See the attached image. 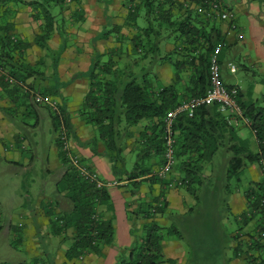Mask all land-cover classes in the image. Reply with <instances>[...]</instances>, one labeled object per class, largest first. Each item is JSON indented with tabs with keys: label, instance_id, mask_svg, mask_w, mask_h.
Listing matches in <instances>:
<instances>
[{
	"label": "trees",
	"instance_id": "16d2710c",
	"mask_svg": "<svg viewBox=\"0 0 264 264\" xmlns=\"http://www.w3.org/2000/svg\"><path fill=\"white\" fill-rule=\"evenodd\" d=\"M200 2L208 6V0H198V3ZM24 3L29 5L33 19L40 22V31L36 34L34 42L44 51V55L40 56L33 65L22 61L20 67L16 66L6 57H12L13 51L19 47L20 42L13 39L10 34L2 35L0 65L15 78L16 82L11 84L1 76L0 81L6 86L12 85V90L18 92L19 97H23V103H28L27 114L34 112L38 117L35 105L43 104L49 109L53 120L54 144L58 157L65 166L62 177L57 181V187L59 191L66 190V196L72 206L69 211L51 222L54 227L52 232L60 234L68 227L73 229L72 242L67 249L69 259L79 257L83 253L99 255L104 246L111 245L115 240L112 220L103 216L104 210L112 209L110 192L107 187H99L95 182L84 177L67 151L62 149L60 131L64 128L70 137L71 125L69 114L60 102L58 108L53 109L48 104L36 102L32 96L34 91L44 98L55 99L58 89L50 84L43 86L40 81L45 79L42 69L50 63V56L56 60L60 50L66 48L69 43L66 41L61 49L55 52L50 47L49 41L56 31L57 24L60 33L65 35L68 31L64 26L68 19L62 15V12L72 4H76L77 8L72 12L71 19L84 18L81 0H30ZM153 5L154 0H129L127 15L138 27L139 8L147 6L149 13L154 9ZM56 6L60 12L55 14L53 8ZM158 10L160 17L156 18L157 25L150 22L140 29L138 27V30L132 33L130 60L124 65H120L111 56L108 60L103 59L106 56L105 52L98 53L91 60L89 68L83 73L88 77L89 83L80 115L95 132L91 143L96 145L98 141L102 142L104 154L115 163V168L119 163L124 164V150L129 144H136L135 163L127 177L128 180L137 182L136 179L139 177L142 178L141 180L156 179L169 187V179H161L152 174L153 170L164 161V117L170 109L183 100L192 96H201L206 92L209 85V59L217 42L212 40L211 35L204 36L208 34L205 29H199L191 21H173L167 10L162 7ZM58 15L61 19H58ZM162 26L166 29L176 26L177 29L174 31L179 33L177 38L183 40L185 37L184 45L180 50L182 59L176 57L180 46L177 43L175 48L162 58L173 70L172 81L165 85L157 84L148 71L139 73L141 69L150 68L154 53L160 50L159 41L156 42L154 38L156 34L162 32ZM107 35L108 30L105 28L100 37ZM202 36L206 38L204 43L199 39ZM121 53L122 51L119 55ZM143 60H145L144 64ZM238 101L244 115L252 121L251 125H242L249 127L256 141V149H251L248 138H241L237 134L240 126L229 123L227 114L220 110L217 102L202 105L193 116L182 114L176 119V164L171 179H182L185 183L181 187L186 186L194 199L198 200L204 182V168L219 146L226 145L230 152L228 178L241 182L246 166L250 163L258 164L262 174L261 179L251 182L250 187L245 191L247 206L241 213L233 216L236 229L232 238L236 243V255L242 259V264H264V108L254 102L244 103L240 99ZM145 119H149L152 123L146 124L140 131L139 137L130 142L132 129L142 125ZM69 151L73 154L71 145ZM153 159L159 164L155 166ZM88 168L94 171L91 167ZM175 172L180 176H175ZM158 199L142 208L143 215L152 219L142 230L136 231L138 239L130 247L129 253L121 255L116 264H159L165 260L163 253L165 234L172 235L179 232L174 226L164 227L153 219L156 212L165 211L168 203L165 199L162 201ZM94 214H97V219L92 218ZM0 264H12V262ZM32 264H40V262Z\"/></svg>",
	"mask_w": 264,
	"mask_h": 264
},
{
	"label": "crops",
	"instance_id": "0c3cea01",
	"mask_svg": "<svg viewBox=\"0 0 264 264\" xmlns=\"http://www.w3.org/2000/svg\"><path fill=\"white\" fill-rule=\"evenodd\" d=\"M23 1L28 2L30 0ZM223 1L224 5L221 10H229L233 17L222 18L217 16L210 12L207 5L202 4V2L198 3V0H154L152 12H147V9L149 10L147 6L139 8L138 27L140 29L150 22L157 25L156 18L160 17L158 9L162 7V9L169 12L171 20H177L178 22L189 20L199 29H205L208 34H204V36L210 37L211 35L212 40L217 42L216 46H220L219 56L221 60L219 61L222 80L227 85L238 88L241 102H254L264 108V0ZM24 2L22 0H0V37L4 34H10L13 39L19 40L20 45L13 51L12 57H6L12 61V64L19 67L22 61L33 65L40 56L44 55V51L34 42L36 34L40 31V22L33 19L29 5ZM128 4L129 0H81L84 15L82 20L71 19L72 12L77 8L76 4H72L71 7L62 12V15L68 19L64 23L68 31L65 35L60 33L57 24L56 31L49 41L50 47L55 52L60 50L66 41L68 43L72 42L70 44L75 47L72 51L67 50L70 47L65 48L62 53H59L56 60L50 56V63L42 69L45 79L40 80L43 86L50 84L58 89V93L54 98L60 102L69 114L71 125L69 138L72 152L82 163L91 167L100 180L118 182L117 185L113 184L107 187L111 195L112 209L110 211L104 210L105 214L103 215L111 218L116 241L114 240L111 245L104 246L102 253L99 255L83 253L79 257L69 259L67 249L72 242L73 229L68 227L62 230L60 234L55 235L60 248L56 252L54 250L47 251L50 257L49 264H116L118 258L129 253L130 247L135 243L137 239L135 231H139L152 219L150 216L143 215V207L156 202L157 198H159L158 201L165 199L168 202L165 211L163 213L156 212L153 219H159L166 227L169 224L167 221L170 220L169 217L164 216L167 209L174 208L185 214L191 211L188 206L195 200L186 186L169 188L163 185L160 180H141V177L136 179L137 182L131 179L128 180L127 177L135 163L136 144H129V147L124 150V164L119 163L115 168V163L104 154L102 142L98 141L96 145L91 143L95 132L93 127L91 126V128L90 124L86 123L80 115V108L89 83L88 77L83 73L89 68L91 60L95 56L93 48L99 47L98 44L105 41L107 47L106 60L111 56L120 65H124L130 60V37L132 33L138 30V27L127 15ZM53 11L56 14L59 8L56 11L53 8ZM58 19H61V16L58 15ZM105 28L108 30V35L100 37ZM176 29V26L168 29L162 26V32L156 34L154 38L156 42L159 41L160 50L154 53L150 68L139 70V73L148 71L149 75L153 76L155 82L160 85L172 81L173 70L162 58L167 52L175 48L176 43L180 45L176 57L182 59L180 50L181 46L184 45L185 37L183 40L178 39L177 35L179 33L174 31ZM204 36L199 38L202 43L206 41ZM102 48L100 47V49ZM121 51L122 53L119 55ZM103 52L99 51L98 53ZM83 54L85 57L82 56ZM74 56L75 65L77 66L74 65V68L71 69L66 68L63 63L64 60L66 57L73 58ZM142 63L144 64L145 60ZM230 64L235 65L233 69L230 68ZM11 86H6L5 83L0 81V155L7 160L19 163L18 160L23 157V153L18 151L25 149V136L15 128V123L17 116H28V103H23V97H19V93L13 91ZM73 93H76V95ZM70 97H75V102ZM72 108L78 110L79 117L73 115ZM150 122L152 123L149 119H145L142 125L134 127L129 137L130 142L138 138L140 131ZM239 126L237 134L241 138H248L251 142V149L255 150L256 141L249 127L246 125ZM8 152L10 153L7 154ZM218 154H221V158L224 160L223 170L227 177L230 152L226 145L219 146L207 163H213L214 157ZM55 155L56 159L61 162H59L61 165L59 172L61 178L65 166L58 157L57 148L55 149ZM153 160L155 166L159 164L156 159ZM258 167V164L250 163L246 166L245 171L248 169L254 171ZM205 168L203 172L204 182L200 193L206 188L205 182L209 174ZM175 176L180 175L175 172ZM260 179L261 177L258 174L246 186H236L234 192L230 190L228 197L231 202L233 204L239 201L245 202L246 208L245 191L250 187L251 182ZM41 197L39 198L41 200H38L35 205L29 206V233L35 231L36 228L37 231H46L51 234L54 228L51 222L61 214L69 211L72 203L66 196V190L59 191L57 182L54 196L51 198L44 196L46 197L45 200ZM245 208L235 214L241 213ZM235 214L233 215L235 216ZM1 226L2 224H0V228ZM9 227L11 233H14L12 231V229H15L13 222H9ZM14 235L16 234L14 233ZM233 235L234 233L231 234V237ZM169 236L163 240V243H165L163 244V253L166 257H170L166 253L168 249L166 243H172L171 236ZM231 246L234 250L235 261L237 264H242V259L236 255L234 240H232ZM168 260L165 258V262L162 264H168ZM179 261L177 260L178 264ZM41 264L46 263L42 261Z\"/></svg>",
	"mask_w": 264,
	"mask_h": 264
},
{
	"label": "rangeland",
	"instance_id": "374dc122",
	"mask_svg": "<svg viewBox=\"0 0 264 264\" xmlns=\"http://www.w3.org/2000/svg\"><path fill=\"white\" fill-rule=\"evenodd\" d=\"M57 9L58 7H54L55 11ZM70 43L67 46L70 49L67 50L72 51L75 47ZM98 45L99 47L93 48L94 55L104 51L106 56L103 59H106L105 41ZM82 56L85 57L84 54ZM63 63L68 69L74 68L75 56L66 57ZM70 98L75 102V97ZM35 106L38 117L34 112L28 116L16 117L14 127L25 136V149L18 151L23 153L19 163L0 155V263L32 264L38 261L41 264L43 261L49 264L47 251L56 252L60 248L53 232L50 234L35 228L33 234L29 233V206L35 205L41 200V196L45 200L46 197L51 198L56 194V182L60 178L61 170V162L55 155V133L49 109L43 104ZM72 110L73 115L79 117L78 110ZM214 159L213 163L206 164L205 169L209 173L205 182L206 188L202 190L198 200L189 204L191 211L183 214L173 208L165 212L164 216L170 218L166 227L174 226L179 232L170 235L171 244L166 243V253L172 257L170 259L164 255V258L169 259L168 264H178L177 260H180L179 264H237L231 246V234L236 229L233 214L245 208L246 203L239 201L233 204L228 194L230 190L236 191V186L244 187L258 174L259 177L262 174L259 167L254 171L248 169L243 173L241 182H238L225 176L221 154ZM156 221L163 226L159 219ZM9 222H13L15 229L12 231L16 235L9 230ZM165 235L168 238V234Z\"/></svg>",
	"mask_w": 264,
	"mask_h": 264
},
{
	"label": "built area",
	"instance_id": "2783aa9c",
	"mask_svg": "<svg viewBox=\"0 0 264 264\" xmlns=\"http://www.w3.org/2000/svg\"><path fill=\"white\" fill-rule=\"evenodd\" d=\"M224 5L223 0H208V6L211 13L216 14L222 18H231L233 14L229 10H221ZM220 46H216L211 57L209 59L208 71H209V85L208 89L201 96H192L186 100H183L176 107L170 109L164 117V151H163V163L159 164L152 174L159 176L161 179H169V187L175 188L184 185V181L180 178L171 179L176 159H175V123L176 119L182 115L187 114L193 116L196 111L205 104H212L217 102L221 111L225 112L228 117L229 123L234 125L248 124L251 125L252 121L250 118L244 115L242 106L240 105L239 90L236 86L227 85L221 78L220 75V57H219ZM235 65L230 64V68L233 69ZM0 76L9 83H15V78L0 65ZM20 84V83H19ZM34 100L38 103H44L50 105L53 109L58 108V100L52 98H44L41 94L34 92L32 93ZM63 128L60 131L59 137L61 140L62 149L67 151L69 157L79 169L80 173L93 181L99 187H108L111 185H117L118 182H104L99 179L96 172L91 171L87 165L82 163L76 155L69 151L70 138ZM97 214L92 215L93 219H97Z\"/></svg>",
	"mask_w": 264,
	"mask_h": 264
}]
</instances>
